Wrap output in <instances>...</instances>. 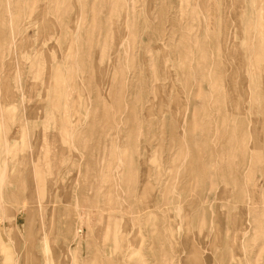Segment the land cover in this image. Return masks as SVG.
<instances>
[{
    "label": "rangeland",
    "instance_id": "374dc122",
    "mask_svg": "<svg viewBox=\"0 0 264 264\" xmlns=\"http://www.w3.org/2000/svg\"><path fill=\"white\" fill-rule=\"evenodd\" d=\"M0 264H264V0H0Z\"/></svg>",
    "mask_w": 264,
    "mask_h": 264
},
{
    "label": "bare ground",
    "instance_id": "6f19581e",
    "mask_svg": "<svg viewBox=\"0 0 264 264\" xmlns=\"http://www.w3.org/2000/svg\"><path fill=\"white\" fill-rule=\"evenodd\" d=\"M3 113V112H2ZM3 189V188H2Z\"/></svg>",
    "mask_w": 264,
    "mask_h": 264
}]
</instances>
